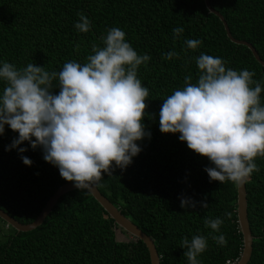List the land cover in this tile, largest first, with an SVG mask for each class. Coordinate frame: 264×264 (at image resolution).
Wrapping results in <instances>:
<instances>
[{"label": "trees", "instance_id": "obj_1", "mask_svg": "<svg viewBox=\"0 0 264 264\" xmlns=\"http://www.w3.org/2000/svg\"><path fill=\"white\" fill-rule=\"evenodd\" d=\"M209 2L226 21L232 37L250 43L264 61V0ZM78 13L90 20L88 33L75 28ZM177 27L184 29L178 37L173 33ZM112 28L125 32L126 42L138 55L150 57L137 70L149 89L143 123L150 137L137 142L141 152L126 169L113 162L112 176L102 173L98 190L153 240L160 264H189L181 242L197 235L208 243L197 257L199 264H236L243 246L236 214L237 186L212 181L205 171L214 167L211 161L189 149L179 133H162L159 123L163 100L183 89L186 76L197 82L196 58L201 53L220 57L226 68L254 72L253 80L264 89V68L247 47L228 39L222 22L208 12L204 0H0V65L8 62L21 69L35 63L59 72L67 62L84 64L94 54L93 45L104 46ZM188 39L202 44L189 49ZM170 51L179 58L165 59ZM53 83V94H59L58 81ZM5 86L0 79V95ZM260 99L264 106V90ZM18 137L9 126L0 135V209L17 222L30 224L55 191L69 182L58 167L44 160L42 147L32 149L26 141L19 147L27 151L9 150ZM22 156L32 165H25ZM254 162L259 171L246 183L254 238L248 264H264V157ZM182 198L194 201L195 207H181ZM205 202L208 208L201 206ZM206 218L224 221L219 232L205 226ZM0 222L6 228H0V264H150L143 242L131 236L118 240V232L124 231L86 190L63 195L33 231L18 233ZM221 234L226 246L213 239Z\"/></svg>", "mask_w": 264, "mask_h": 264}, {"label": "clouds", "instance_id": "obj_2", "mask_svg": "<svg viewBox=\"0 0 264 264\" xmlns=\"http://www.w3.org/2000/svg\"><path fill=\"white\" fill-rule=\"evenodd\" d=\"M78 16L75 28L88 33L90 20L83 13ZM183 31L173 29L174 36ZM103 44L93 45L94 54L86 63L67 62L59 72L35 63L21 69L8 62L0 65V79L6 82L0 95V135L5 126L19 134L9 150L27 151L19 147L26 141L32 149L42 147L44 160L58 167L62 178L80 190H93L103 179L102 173L111 177L113 162L126 169L141 152L137 142L150 137L143 123L149 89L137 72L150 57L138 55L119 28L110 29ZM201 44L196 39L186 41L192 50ZM174 57L179 54L170 51L164 58ZM196 64L197 82L186 76L183 89L163 100L160 131L179 133L189 149L207 157L214 165L205 169L212 181H231L243 187L259 171L254 160L264 157L260 99L264 89L253 80L254 72L226 68L220 57L201 53ZM54 81H58L59 94L52 92ZM22 160L32 165L25 156ZM189 206L195 207V202L182 198L181 207ZM201 206L208 208L206 202ZM231 215L225 213L228 219ZM204 223L219 232L224 221L206 218ZM213 239L221 246L227 244L223 234ZM181 245L189 264H199L197 257L208 243L197 235L191 240L185 237Z\"/></svg>", "mask_w": 264, "mask_h": 264}, {"label": "water", "instance_id": "obj_3", "mask_svg": "<svg viewBox=\"0 0 264 264\" xmlns=\"http://www.w3.org/2000/svg\"><path fill=\"white\" fill-rule=\"evenodd\" d=\"M204 3L208 12L217 16L222 22L228 39L236 45H242L247 47L251 51L254 59L264 68V61L261 60L255 48L248 42L236 40L235 38H233L224 18L210 6L209 0H204ZM75 190H78V188L75 187L74 182L66 183L60 188H58L55 193L50 197L39 216L30 224H21L17 222L1 209L0 219L7 226L11 227L18 233L33 231L42 225L46 217L51 213L57 201L63 195ZM88 193L114 221V224L117 228L123 230L132 238L143 242L149 254L150 264H160V257L158 255L154 242L150 237H148L135 224H133L129 219H127L119 209H117L106 197H104L98 190L97 186L94 187L93 190L88 191ZM236 214L243 243L242 251L236 264H248L252 255V245L254 238L252 236L248 220L246 184L243 187H237Z\"/></svg>", "mask_w": 264, "mask_h": 264}, {"label": "rangeland", "instance_id": "obj_4", "mask_svg": "<svg viewBox=\"0 0 264 264\" xmlns=\"http://www.w3.org/2000/svg\"><path fill=\"white\" fill-rule=\"evenodd\" d=\"M0 228L6 229L5 226H3V224L0 222ZM118 236V240L120 241H127L130 239V235H128L127 233L125 234L124 232L120 231L117 234Z\"/></svg>", "mask_w": 264, "mask_h": 264}, {"label": "built area", "instance_id": "obj_5", "mask_svg": "<svg viewBox=\"0 0 264 264\" xmlns=\"http://www.w3.org/2000/svg\"><path fill=\"white\" fill-rule=\"evenodd\" d=\"M227 264H234V263L227 262Z\"/></svg>", "mask_w": 264, "mask_h": 264}]
</instances>
